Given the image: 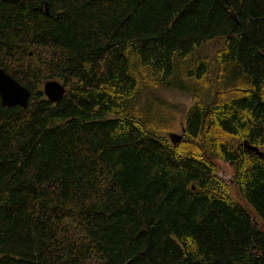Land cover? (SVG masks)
<instances>
[{
    "label": "trees",
    "instance_id": "obj_1",
    "mask_svg": "<svg viewBox=\"0 0 264 264\" xmlns=\"http://www.w3.org/2000/svg\"><path fill=\"white\" fill-rule=\"evenodd\" d=\"M0 69V264H264V0H0Z\"/></svg>",
    "mask_w": 264,
    "mask_h": 264
},
{
    "label": "water",
    "instance_id": "obj_2",
    "mask_svg": "<svg viewBox=\"0 0 264 264\" xmlns=\"http://www.w3.org/2000/svg\"><path fill=\"white\" fill-rule=\"evenodd\" d=\"M44 11L48 16L46 8ZM41 93L49 103H56L64 95L65 88L55 80H48L42 84ZM28 97V91L0 69V105L4 108L17 106L24 109L27 105ZM166 136L171 145H174L180 140L179 134L169 132ZM243 147L246 151L254 153L260 158H264V152H259L255 147L248 146L245 143H243Z\"/></svg>",
    "mask_w": 264,
    "mask_h": 264
},
{
    "label": "rangeland",
    "instance_id": "obj_3",
    "mask_svg": "<svg viewBox=\"0 0 264 264\" xmlns=\"http://www.w3.org/2000/svg\"><path fill=\"white\" fill-rule=\"evenodd\" d=\"M219 42H213L210 45H208L209 50L215 51L216 48L219 47ZM58 83H60L59 80L55 79ZM61 84V83H60ZM166 101H168L171 104H174L181 109H183V113L177 117L175 120L172 128L169 130L172 134H179L180 128L184 124L185 121V115L187 110L191 107L192 101L188 98L181 97L177 94H166L163 96ZM213 170H214V176L223 183V185L226 187L227 193L229 197H231L235 202H237L249 215L252 222L258 229H262L261 222L258 220L256 215L253 213L251 208L243 201V199L240 197L237 188L233 181V170L232 168L225 162H222L220 160H213Z\"/></svg>",
    "mask_w": 264,
    "mask_h": 264
}]
</instances>
